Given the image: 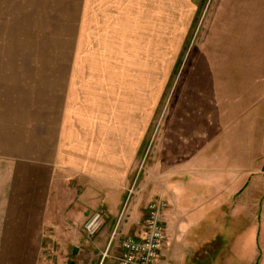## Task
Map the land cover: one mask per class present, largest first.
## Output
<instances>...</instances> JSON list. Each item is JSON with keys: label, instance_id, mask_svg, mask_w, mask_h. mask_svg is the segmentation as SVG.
Returning <instances> with one entry per match:
<instances>
[{"label": "rangeland", "instance_id": "obj_1", "mask_svg": "<svg viewBox=\"0 0 264 264\" xmlns=\"http://www.w3.org/2000/svg\"><path fill=\"white\" fill-rule=\"evenodd\" d=\"M11 7L0 9L12 15L0 16V120L20 117L16 100L33 101L44 87L40 75L68 73L66 96L53 99L64 109L60 148L88 138L97 166L99 153L112 152V140L123 139L124 179L106 192L95 183L97 167L86 178L69 177L63 166L44 177L42 236L27 242L37 253L29 264H115L123 222L141 217L142 230L149 202H168L167 184L195 192L193 175L210 165L211 151L227 148L212 142L229 137L228 126L235 127L237 160L244 151L238 139L253 129L264 137V0H91L76 48L52 47L47 34L29 32L52 28L48 19L25 18L21 25L20 11ZM45 99L51 98H39ZM244 161L255 165L248 154ZM92 214L101 215L94 235L85 229ZM204 218L205 232L211 216ZM107 224L110 240L99 255L98 235ZM187 264H264V258L248 262L207 251Z\"/></svg>", "mask_w": 264, "mask_h": 264}, {"label": "crops", "instance_id": "obj_2", "mask_svg": "<svg viewBox=\"0 0 264 264\" xmlns=\"http://www.w3.org/2000/svg\"><path fill=\"white\" fill-rule=\"evenodd\" d=\"M90 1L0 0V9L9 11L14 4V9L20 11L17 17L21 25L28 23L25 18L48 19L52 28L39 27L29 32L47 34L46 38L52 39V47L71 48L68 44L62 46L59 43H73L72 48H76ZM34 5H42L45 10L41 13ZM2 15L12 16L11 11L0 13ZM19 31L23 32V29ZM38 41L36 43L43 40L39 38ZM70 77L68 73L56 72L40 75L44 87L33 92V101L16 100L20 117L17 120H0V264H29L32 260L29 258L37 256L27 248V242L38 241L42 236L38 233V225L41 224L42 232L44 192L47 188L45 176L52 177L63 166L67 168L69 177L86 178L97 167L99 176H94L95 183L103 185L104 192L109 184L123 182V139L112 140L116 145L112 152L99 153L97 166L91 164V140L88 138H79L78 145L77 142H69L68 149H63L67 151L66 158L61 156L59 132L64 109L62 102L53 99L66 96ZM55 82L60 83L57 85ZM22 91L18 97L25 96ZM41 96L51 99L39 100ZM3 110L10 112L7 106ZM228 129L229 137H222L225 138L223 141L218 137L212 142L226 143L227 148L211 151L210 165L204 164L202 174L194 173L191 183H197L195 192H182L177 188L173 191L170 184L163 192L168 197L165 211L167 240L163 255L171 264H187L196 252L206 254L207 251L215 252L218 257H237L248 262L258 255L264 258V137H256L254 129L244 137L239 132L237 137L242 138L238 139V144L243 145L241 149L244 151L237 160L235 151L231 150V144L237 141L233 137L235 127L228 126ZM246 154L255 165L245 163ZM108 169L110 172L114 169L111 176ZM46 180L49 187L50 180ZM194 193L195 201H190ZM209 215L210 230L204 232V216L207 218ZM140 219L125 220L124 231H120L119 236L140 234ZM104 228L96 243L100 247L99 255L110 240L111 225Z\"/></svg>", "mask_w": 264, "mask_h": 264}, {"label": "built area", "instance_id": "obj_3", "mask_svg": "<svg viewBox=\"0 0 264 264\" xmlns=\"http://www.w3.org/2000/svg\"><path fill=\"white\" fill-rule=\"evenodd\" d=\"M168 203L159 198L151 200L146 208L143 228L138 235H127L120 243V252L115 255V264H171L163 255L167 240L165 211ZM101 225V215L92 214L85 229L94 235ZM107 253H104V257Z\"/></svg>", "mask_w": 264, "mask_h": 264}, {"label": "water", "instance_id": "obj_4", "mask_svg": "<svg viewBox=\"0 0 264 264\" xmlns=\"http://www.w3.org/2000/svg\"><path fill=\"white\" fill-rule=\"evenodd\" d=\"M75 251H77V248H75Z\"/></svg>", "mask_w": 264, "mask_h": 264}]
</instances>
